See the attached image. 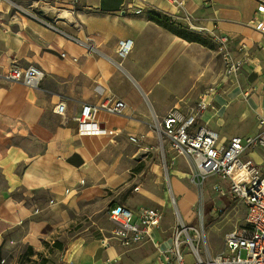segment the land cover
<instances>
[{"label":"crops","instance_id":"0c3cea01","mask_svg":"<svg viewBox=\"0 0 264 264\" xmlns=\"http://www.w3.org/2000/svg\"><path fill=\"white\" fill-rule=\"evenodd\" d=\"M180 3L0 0V260L11 251L19 256L21 248L38 249L48 213L86 193V188H79L82 179L100 176L111 181L112 146L122 145L130 135L143 136V144L159 140L150 129L155 116L162 118L175 107L187 113L191 108L185 109L183 102H197L210 81H217L212 85L216 92L197 123L216 130L223 140L257 131V118L264 114V33L250 20L264 18L257 11L264 0ZM136 9L141 11L135 13ZM150 12L173 16L177 22L189 16L195 23L216 25V32L227 36L232 55L248 56V63L225 79L218 45L210 36L202 35L212 48L188 41L151 20ZM30 13L54 23L57 29L46 27ZM125 38H131L133 46L120 60L117 42ZM28 64L43 71L36 87L3 77L11 66ZM108 96L125 103L121 114L97 115L100 125L112 129L113 135L78 134L75 117L81 105ZM163 100L169 102L163 106ZM60 101L66 105L63 114L54 110ZM242 118L250 119L249 131L239 125ZM254 157L259 159L258 154ZM154 167L159 171L153 163L152 172H158ZM173 171L170 190L179 198L178 210L180 204L189 212L196 200L183 181L190 177L189 171L177 163ZM152 172L141 191L136 186L137 194L126 203L161 207L164 214L173 212L171 195L159 194L152 184L153 177L159 178ZM43 195V203L35 199ZM117 203L122 202L114 201L108 207ZM187 211L182 210L184 216ZM182 213L179 210L184 220ZM162 222L152 232L153 242L125 248L114 239L107 240V245L103 239H91L68 259L73 264H104L106 259L112 264H160L159 250L171 243L176 221L165 228ZM185 260L192 261L189 254Z\"/></svg>","mask_w":264,"mask_h":264},{"label":"built area","instance_id":"2783aa9c","mask_svg":"<svg viewBox=\"0 0 264 264\" xmlns=\"http://www.w3.org/2000/svg\"><path fill=\"white\" fill-rule=\"evenodd\" d=\"M173 1L181 4L180 0ZM140 11L136 9L135 13ZM257 11L264 13V5L258 6ZM30 15L46 27L57 29L54 23L32 13ZM171 18L178 21L173 16ZM179 22L192 31L210 36L218 45L225 79L236 75L242 66L248 63V56L232 55L227 36L216 32V25L209 27L198 24L189 16ZM250 23L264 33V18L261 20L253 18ZM117 44L116 53L121 60L131 51L133 41L131 38H125L118 40ZM243 47L242 45L241 48ZM62 56H65V53H62ZM3 77L12 82L36 87L43 77V71L35 64L24 67L13 65ZM215 92L216 88L209 86L199 95L196 104L187 113H182L175 107L162 118L155 116L150 129L161 142L166 139L172 150L186 158L190 165V179L193 182L202 186L206 178L211 176L218 178V181L212 184V190L219 196L241 202L245 208V223L242 227L230 230L224 235L222 251L215 254L207 251L203 255L199 247L200 239L204 236L202 195L198 200L196 212L199 227L182 219L177 201L171 196L169 202L176 216V222L171 243L159 250L160 264H264V153H259L260 150L264 151V114L258 116L257 131L254 134L243 136L233 134L229 139L223 140L216 130L197 123L202 111L210 105ZM124 108L123 100L112 96L105 97L95 104L83 103L75 117L78 134L112 136L114 131L101 126L97 115L99 112L118 115ZM65 109L66 105L62 101L54 107L58 114H63ZM142 137L130 135L129 139L137 142ZM256 154L258 160L254 159ZM211 209L216 210L214 207ZM106 215L107 225L110 228L109 238L116 240L120 246L129 248L145 241H152V232L161 225L164 211L161 207L141 206L131 209L125 204L117 203L108 207ZM102 243L107 245V238H104ZM183 245H188L190 249L188 253L192 260L190 263L186 262L185 254L181 252ZM104 264L112 263L106 259Z\"/></svg>","mask_w":264,"mask_h":264},{"label":"rangeland","instance_id":"374dc122","mask_svg":"<svg viewBox=\"0 0 264 264\" xmlns=\"http://www.w3.org/2000/svg\"><path fill=\"white\" fill-rule=\"evenodd\" d=\"M218 58L221 61L220 54ZM216 83L217 81L214 79L208 83V86ZM168 102V100H163L161 105L164 106ZM195 102L187 104L183 102L184 108L187 110L192 108ZM238 123L243 130L249 131L251 129L249 118H242ZM143 141L144 139H140L133 142L126 137L122 145L112 146L109 152L111 181L100 176L88 180L82 179L79 188H86V193L75 197L73 200L62 202L61 205L55 207L54 213H48L46 224L42 229L43 237L40 247L38 249L33 247L21 248L19 256L13 251L6 253L3 256L4 259L0 260V264H73L72 259H68L71 258L70 254L77 253L78 249L87 241L104 238L113 241L109 238L110 228L107 225L106 210L108 206L115 201L122 202L133 209L141 207L128 204L126 200L132 201L133 196L137 194V191L135 192L136 186H139L141 191L142 185L147 183V175L152 172L153 163H157L159 167V171L157 167H154V170L158 172H152V175L159 178V181L155 180L154 177L152 178L153 186L159 188L160 195L166 192L178 201L179 198L172 195L170 190L169 177L175 174L173 171L175 163L190 171L189 163L186 158L169 148L166 139L162 143L161 140H157L151 144H143ZM259 153H264V151L260 150ZM254 159L256 158L254 157ZM103 168L101 167V169ZM184 179V183L195 193L196 200L189 205V212L186 209L187 206L184 208L180 204L179 210L181 213L182 210L187 211L185 216L182 213L185 222L198 225L196 212L199 205L198 200L202 195L204 200V236L200 239V251L203 255L207 251L212 254L218 253L223 250L224 235L228 231L244 225L245 208L241 202L230 197L219 196L212 190V184L218 181L215 176L206 178L202 186L193 182L188 176H185ZM35 199H40L43 203L46 197L43 195ZM212 207L216 210H212ZM173 221H176L174 212L166 210L162 222L164 228L169 224L171 225ZM181 252L188 254L190 252L188 245H183ZM14 256L16 258L12 260Z\"/></svg>","mask_w":264,"mask_h":264},{"label":"trees","instance_id":"16d2710c","mask_svg":"<svg viewBox=\"0 0 264 264\" xmlns=\"http://www.w3.org/2000/svg\"><path fill=\"white\" fill-rule=\"evenodd\" d=\"M151 20L169 30L175 35H178L188 41L197 42L209 48H212L211 42L201 34L186 28L182 23L176 22L171 16L166 14H159L157 12H150Z\"/></svg>","mask_w":264,"mask_h":264},{"label":"bare ground","instance_id":"6f19581e","mask_svg":"<svg viewBox=\"0 0 264 264\" xmlns=\"http://www.w3.org/2000/svg\"><path fill=\"white\" fill-rule=\"evenodd\" d=\"M63 16V15H62Z\"/></svg>","mask_w":264,"mask_h":264}]
</instances>
